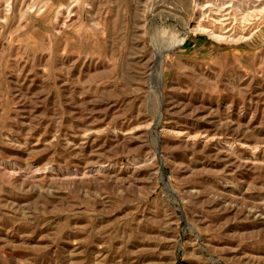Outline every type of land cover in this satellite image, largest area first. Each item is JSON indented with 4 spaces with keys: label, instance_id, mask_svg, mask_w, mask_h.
<instances>
[{
    "label": "rangeland",
    "instance_id": "1",
    "mask_svg": "<svg viewBox=\"0 0 264 264\" xmlns=\"http://www.w3.org/2000/svg\"><path fill=\"white\" fill-rule=\"evenodd\" d=\"M0 264H264V0H0Z\"/></svg>",
    "mask_w": 264,
    "mask_h": 264
},
{
    "label": "bare ground",
    "instance_id": "2",
    "mask_svg": "<svg viewBox=\"0 0 264 264\" xmlns=\"http://www.w3.org/2000/svg\"><path fill=\"white\" fill-rule=\"evenodd\" d=\"M230 5H232V4H230ZM258 6V5H257ZM204 8V7H203ZM227 12H228V10H227ZM258 12V11H257ZM220 13V12H219ZM222 13V12H221ZM224 13V12H223ZM251 13H252V11H251ZM230 15V14H229ZM254 15V14H253ZM256 15V14H255ZM201 16H202V14H201ZM219 16V15H218ZM227 16V15H226ZM231 16V15H230ZM243 17V16H242ZM212 18V17H211ZM217 19V18H216ZM215 19V20H216ZM219 19H220V17H219ZM235 19V18H234ZM218 20V19H217ZM228 20H230V19H228ZM242 20V19H241ZM247 20V19H246ZM219 21V20H218ZM236 21V20H235ZM221 22H222V20H221ZM225 22V21H224ZM253 22V21H252ZM232 25V24H231ZM201 27V26H200ZM213 27V26H212ZM221 27V26H220ZM230 28V27H229ZM211 30H212V28H211ZM219 30V29H218ZM235 31V30H234ZM216 33V32H215ZM213 34H214V32H213ZM217 34V33H216ZM219 34V33H218ZM233 34V33H232ZM215 35V34H214ZM221 35V34H220Z\"/></svg>",
    "mask_w": 264,
    "mask_h": 264
}]
</instances>
